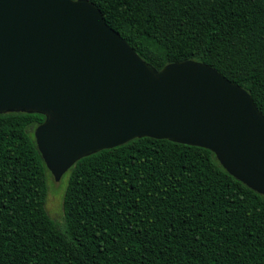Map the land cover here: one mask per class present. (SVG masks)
Returning a JSON list of instances; mask_svg holds the SVG:
<instances>
[{"label": "trees", "instance_id": "obj_1", "mask_svg": "<svg viewBox=\"0 0 264 264\" xmlns=\"http://www.w3.org/2000/svg\"><path fill=\"white\" fill-rule=\"evenodd\" d=\"M88 1L155 70L208 65L264 117V0ZM42 121L0 115V264H264V196L210 151L167 140L133 139L77 160L54 222L32 134Z\"/></svg>", "mask_w": 264, "mask_h": 264}, {"label": "water", "instance_id": "obj_2", "mask_svg": "<svg viewBox=\"0 0 264 264\" xmlns=\"http://www.w3.org/2000/svg\"><path fill=\"white\" fill-rule=\"evenodd\" d=\"M38 114L33 139L57 182L79 159L151 138L210 151L264 196V117L203 63L159 70L88 0H0V115Z\"/></svg>", "mask_w": 264, "mask_h": 264}, {"label": "rangeland", "instance_id": "obj_3", "mask_svg": "<svg viewBox=\"0 0 264 264\" xmlns=\"http://www.w3.org/2000/svg\"><path fill=\"white\" fill-rule=\"evenodd\" d=\"M136 43L140 48L148 52V48L139 40ZM66 184V175H62L57 182L53 181L51 176L48 177L46 182L47 192L45 197V211L47 215L54 221H61V199Z\"/></svg>", "mask_w": 264, "mask_h": 264}]
</instances>
